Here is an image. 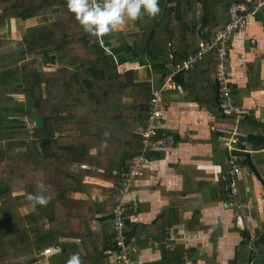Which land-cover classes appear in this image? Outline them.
Segmentation results:
<instances>
[{
    "label": "crops",
    "instance_id": "crops-1",
    "mask_svg": "<svg viewBox=\"0 0 264 264\" xmlns=\"http://www.w3.org/2000/svg\"><path fill=\"white\" fill-rule=\"evenodd\" d=\"M164 1L158 0L157 15L142 14L134 23L118 26L102 37L110 51L119 50L125 58L117 72L134 71L136 82L143 86L131 90L132 96L144 97L145 84L151 93L160 91V130L175 138L173 147L151 153L143 176L128 187L127 200L136 205V210L126 213L131 264H255L257 259L260 263L263 255L253 244L264 233V147L253 149L246 138L230 143V136L217 133L219 129L232 130L233 120L218 118L210 104V88L216 84L219 93L214 94V101L219 103L217 111L222 110L221 81L208 54L193 69L172 75L163 87L172 74L170 65L182 62L205 42L199 37L204 13L201 4L183 0L181 11L175 13L176 3ZM44 5L46 15L40 26H60L57 17L67 11V0ZM215 6L216 10L210 8L212 12H223V3ZM225 15L215 29L211 19L207 29H221ZM3 34L17 39L13 21L6 23ZM227 57L224 79L230 100L248 111L237 129L264 138V9L232 36ZM243 160L250 164L243 165ZM112 173L115 181L85 177L83 190L72 196L94 204L90 231L95 235L82 243L59 239L73 245L62 251L50 247L49 255H41L42 251L25 254L28 257L24 256L27 260L22 264H66L74 253L79 254L81 264H115L111 250L104 252L108 243L111 247L107 240L112 233L109 219L121 185Z\"/></svg>",
    "mask_w": 264,
    "mask_h": 264
},
{
    "label": "trees",
    "instance_id": "trees-1",
    "mask_svg": "<svg viewBox=\"0 0 264 264\" xmlns=\"http://www.w3.org/2000/svg\"><path fill=\"white\" fill-rule=\"evenodd\" d=\"M53 1L0 0V35L10 20L18 32L16 40H8L12 46L0 50V235L19 230L26 237L27 225L31 236L24 238V244L36 253L50 247L62 251L73 245L59 239L82 243L95 235L90 231L94 204L72 196L83 190L87 176L107 181L113 171L127 169L140 148L131 132L145 125L151 95L145 84L144 97L132 96L131 90L143 86L136 82L134 71L117 72V65L125 59L121 52L110 51L102 37L84 32L68 9L57 17L61 27L57 23L36 26L46 15L44 4ZM237 1H191L204 8L199 20L201 42L215 33L207 29L208 22L213 19L215 29L221 15ZM173 2L175 13L180 12L183 0L163 4ZM216 2L223 3L222 14L210 10L217 9ZM225 16L222 27L228 22ZM99 40L108 53L99 46ZM207 58L215 69L218 60L214 53H208ZM210 90L209 101L216 116L232 123L231 116L217 111V85L212 84ZM28 117L41 118L43 129H28ZM245 138L253 149L264 147L263 137ZM41 182L48 186L44 194L50 197L49 203L33 206L25 197L28 193L41 194L37 187ZM24 207H32L33 212L15 217ZM113 239L112 230L107 239L111 247L108 243L104 252L112 250ZM253 246L262 251L260 263L264 264V233ZM5 261L9 258L0 254V264Z\"/></svg>",
    "mask_w": 264,
    "mask_h": 264
},
{
    "label": "built area",
    "instance_id": "built-area-1",
    "mask_svg": "<svg viewBox=\"0 0 264 264\" xmlns=\"http://www.w3.org/2000/svg\"><path fill=\"white\" fill-rule=\"evenodd\" d=\"M264 8V0H240L235 4H231L226 14L228 22L221 29L217 30L210 40L199 44L195 52H191L188 56L178 64H171L172 74L165 78V87L167 81L172 75L179 72H186L193 69L196 65L203 61V57L212 52L218 60L215 76L221 82L222 90H220L221 112L224 115L233 118V129H219L217 133L221 136H230V143L237 144L239 138H245V134H241L237 126L240 121L248 114L246 109L235 107L229 96V91L226 88V80L224 79V65L228 61V45L232 36L245 27L247 20L252 19L256 13ZM99 46L108 53V48L99 40ZM161 94L159 90L151 93L147 107L146 123L143 127L132 130L131 134L139 140L140 148L137 154L131 159V162L126 170L120 169L112 174L120 181L121 185L117 188L115 203L112 208L111 226L114 234L113 248L110 255L115 264H131L132 249L129 239L126 234V213L136 210L135 203L127 200L129 186L137 179L143 176V168L150 162L152 152L169 149L174 146L175 138L173 135L160 130V122L162 119L161 111ZM229 143L225 144L229 147ZM236 161L235 156L232 157ZM52 249H44L41 255L51 254Z\"/></svg>",
    "mask_w": 264,
    "mask_h": 264
},
{
    "label": "clouds",
    "instance_id": "clouds-1",
    "mask_svg": "<svg viewBox=\"0 0 264 264\" xmlns=\"http://www.w3.org/2000/svg\"><path fill=\"white\" fill-rule=\"evenodd\" d=\"M67 9L84 32L97 38L117 30L118 26L134 23L142 14L152 17L160 12L158 0H67ZM37 187L41 194L28 193L25 198L33 206H46L50 197L44 192L48 186L41 182ZM66 264H81L79 254H72Z\"/></svg>",
    "mask_w": 264,
    "mask_h": 264
},
{
    "label": "rangeland",
    "instance_id": "rangeland-1",
    "mask_svg": "<svg viewBox=\"0 0 264 264\" xmlns=\"http://www.w3.org/2000/svg\"><path fill=\"white\" fill-rule=\"evenodd\" d=\"M36 26H39V23H37ZM160 26L162 27L164 26V24L162 23ZM30 27H32V23H31V26L29 25L27 28H30ZM11 28L13 29L12 26ZM12 35H15V33L12 32ZM8 40L10 39L6 34L0 35V50L8 49L9 46H12L13 43H10ZM14 40H16V38ZM17 99L19 100V97H17ZM25 123L27 124L29 128H32L33 124L27 123L26 120H25ZM0 146H2V142H0ZM31 212H33L32 207H24V208L18 209L14 216L15 217L25 216V214L31 213ZM23 234H24L23 232H20L19 230H17L15 232L2 233L0 235V254L1 256L3 255L6 258H9L8 262L5 261L6 264H16L17 262L22 264V262H25L27 260V258L24 257V256H27L25 254H32V253L35 254V252L31 250V248H28L27 246L25 247ZM255 264H260L259 259L256 260Z\"/></svg>",
    "mask_w": 264,
    "mask_h": 264
},
{
    "label": "water",
    "instance_id": "water-1",
    "mask_svg": "<svg viewBox=\"0 0 264 264\" xmlns=\"http://www.w3.org/2000/svg\"><path fill=\"white\" fill-rule=\"evenodd\" d=\"M26 122L33 124L32 129H35V130H40V129H43L44 127L43 120L41 118L28 117L26 119Z\"/></svg>",
    "mask_w": 264,
    "mask_h": 264
},
{
    "label": "flooded vegetation",
    "instance_id": "flooded-vegetation-1",
    "mask_svg": "<svg viewBox=\"0 0 264 264\" xmlns=\"http://www.w3.org/2000/svg\"><path fill=\"white\" fill-rule=\"evenodd\" d=\"M260 251V250H259ZM262 252V251H261ZM263 253H264V251H263Z\"/></svg>",
    "mask_w": 264,
    "mask_h": 264
}]
</instances>
